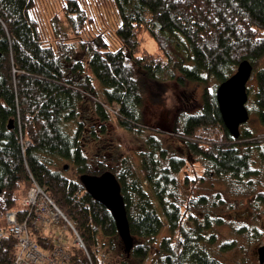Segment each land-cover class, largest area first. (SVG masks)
Returning a JSON list of instances; mask_svg holds the SVG:
<instances>
[{
	"label": "trees",
	"instance_id": "obj_1",
	"mask_svg": "<svg viewBox=\"0 0 264 264\" xmlns=\"http://www.w3.org/2000/svg\"><path fill=\"white\" fill-rule=\"evenodd\" d=\"M112 1L121 16L115 51L104 33L73 47L68 43L80 39L93 21L84 8L87 0H62L70 33L57 49L43 38L33 17L35 0H0V120L15 124L13 131L0 129V218L16 209L19 192L28 193L35 180L78 224L86 249L74 247L70 264H109L104 249L121 253L116 264H221L209 253L213 241L207 233L214 221L203 215L206 198L186 203L176 189L187 167L197 165L194 159L205 176L240 188L252 187L256 165L264 162V133L243 129L235 139L216 94L243 61H250L258 84L250 110L264 127V0ZM148 38L157 52L144 46ZM78 47L87 52L92 75L76 58ZM213 79L217 85L211 89ZM172 82L204 86L203 107L181 115L182 131L174 126L180 109L168 110ZM148 111H163L166 122L172 113L175 118L165 131L157 130ZM114 121L136 136L150 131L167 135L185 155H170L150 132L138 166L117 144ZM62 161L73 166L77 179L67 177L68 165L60 167ZM106 172L122 185L136 239L130 257L112 213L80 181L82 175ZM196 182L186 176L183 183L189 187ZM257 197L264 202L263 193ZM193 202L203 211L193 213ZM165 228L170 237L161 239ZM37 240L44 246L47 239ZM15 243L0 239V264H15Z\"/></svg>",
	"mask_w": 264,
	"mask_h": 264
},
{
	"label": "rangeland",
	"instance_id": "obj_2",
	"mask_svg": "<svg viewBox=\"0 0 264 264\" xmlns=\"http://www.w3.org/2000/svg\"><path fill=\"white\" fill-rule=\"evenodd\" d=\"M36 7L33 11V17L40 22V29L43 38L55 49L60 45L59 40L69 36L70 29L67 23L65 12L63 11L62 0H35ZM84 8L89 12L93 21L87 26L85 34L80 39L71 38L68 41L72 45L81 40H90L99 33H104L107 38V43L110 50L115 51L120 47L117 31L121 23V16L118 8L112 0H87ZM60 21L59 24L57 21ZM58 24V27L56 26ZM57 28L62 30V33H57ZM76 45V44H74ZM149 51L157 52V45L150 38L144 43ZM79 48V47H78ZM76 58L82 60L86 65V71L89 75L91 71L87 66V52L77 49ZM264 67V59L262 62ZM96 85L101 87L96 80ZM170 91L168 92V110L177 111L180 109V118L174 123L177 131L183 129L184 114H195L203 107L204 86L198 83H189L186 86H181L178 83H170ZM217 85L216 81L211 80V89ZM257 79L253 75L248 84L249 102L247 108L250 111V121L245 124L243 129L251 130L255 135L264 133L259 118L251 112V107L254 106L257 95ZM99 95L104 98L102 89H99ZM172 113L166 122V113L147 112V118L150 124L157 130L165 131L170 126V120H174L175 115ZM168 117V116H167ZM173 117V118H172ZM171 118V119H170ZM172 120V121H173ZM111 132L121 147L124 155L130 156L134 162L141 165V153L146 148V139L149 136L148 132L144 136H136L121 128L115 121L111 125ZM162 141L164 148L167 149L172 156L182 157L185 155L184 148L169 138L167 135L158 132H152ZM256 157V156H255ZM197 159L192 160L190 165L181 174L179 187L176 192L187 203V200L197 201L201 197L206 198L208 206L206 210H197L196 202L192 204L193 213L197 214L203 211V215L208 214L213 219V228L207 233L208 237H212V243L209 246L211 257L219 261L221 264H260L258 249L264 245V202L257 197L258 193L264 194V162L257 164L256 169L259 171L253 179L251 188L234 185L227 180L219 181L217 178L204 175V171L199 170ZM60 167L70 165L67 162H59ZM192 169L197 168L193 171ZM66 175L70 179H77L78 175L73 166H70L66 171ZM204 175V176H203ZM192 177L193 181H197L192 186H184V178ZM203 180L199 182V179ZM199 182V183H198ZM27 192L21 190L19 192L20 201L16 209L23 207L24 199ZM67 215V214H66ZM68 216V215H67ZM69 217V216H68ZM72 219L71 217H69ZM74 220V219H73ZM5 215L0 218V225L6 227ZM163 237H170L167 228L163 231ZM82 249V248H80ZM156 250H154L155 252ZM121 252V251H120ZM121 253L109 252L103 250V257L109 264H116ZM129 264H136L135 261Z\"/></svg>",
	"mask_w": 264,
	"mask_h": 264
},
{
	"label": "built area",
	"instance_id": "obj_3",
	"mask_svg": "<svg viewBox=\"0 0 264 264\" xmlns=\"http://www.w3.org/2000/svg\"><path fill=\"white\" fill-rule=\"evenodd\" d=\"M5 218L7 224L0 225V239L16 242L15 264H70L74 247L86 249L77 222L35 180L23 207L7 212ZM39 237L47 239L44 246L38 243Z\"/></svg>",
	"mask_w": 264,
	"mask_h": 264
},
{
	"label": "water",
	"instance_id": "obj_4",
	"mask_svg": "<svg viewBox=\"0 0 264 264\" xmlns=\"http://www.w3.org/2000/svg\"><path fill=\"white\" fill-rule=\"evenodd\" d=\"M253 75L254 66L250 61L245 60L239 65L237 72L230 79L222 83L216 92L223 121L235 139H240L242 127L251 118L247 104L249 102L248 84ZM11 124H13V121H11ZM68 170L69 166L66 167V171ZM80 181L86 192L98 204L112 213L124 252L130 257L135 248L136 239L132 234L122 185L117 176L113 172H106L103 175H82ZM1 195L2 190H0ZM258 255L259 263L264 264V245L258 249Z\"/></svg>",
	"mask_w": 264,
	"mask_h": 264
},
{
	"label": "flooded vegetation",
	"instance_id": "obj_5",
	"mask_svg": "<svg viewBox=\"0 0 264 264\" xmlns=\"http://www.w3.org/2000/svg\"><path fill=\"white\" fill-rule=\"evenodd\" d=\"M6 126H8V129H9L10 131H13V130L15 129V124H9L8 122L5 123V122H2V121L0 120V129H1V128H4V127H6ZM10 126H11V127H10Z\"/></svg>",
	"mask_w": 264,
	"mask_h": 264
},
{
	"label": "bare ground",
	"instance_id": "obj_6",
	"mask_svg": "<svg viewBox=\"0 0 264 264\" xmlns=\"http://www.w3.org/2000/svg\"><path fill=\"white\" fill-rule=\"evenodd\" d=\"M11 121H13V124H14V120H11ZM11 121L9 122V124H11ZM37 182V181H36ZM37 184L39 185V186H41L38 182H37ZM42 187V186H41Z\"/></svg>",
	"mask_w": 264,
	"mask_h": 264
}]
</instances>
